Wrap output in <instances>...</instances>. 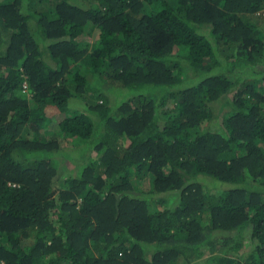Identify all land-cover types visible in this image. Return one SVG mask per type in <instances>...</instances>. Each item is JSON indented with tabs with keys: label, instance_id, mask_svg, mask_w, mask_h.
<instances>
[{
	"label": "trees",
	"instance_id": "16d2710c",
	"mask_svg": "<svg viewBox=\"0 0 264 264\" xmlns=\"http://www.w3.org/2000/svg\"><path fill=\"white\" fill-rule=\"evenodd\" d=\"M0 264H264V0H0Z\"/></svg>",
	"mask_w": 264,
	"mask_h": 264
},
{
	"label": "rangeland",
	"instance_id": "374dc122",
	"mask_svg": "<svg viewBox=\"0 0 264 264\" xmlns=\"http://www.w3.org/2000/svg\"><path fill=\"white\" fill-rule=\"evenodd\" d=\"M133 91H135L133 96L139 95V94H146V95L152 96L153 98H158L161 95V90L159 88H154V87H152V88L151 87H144V88L139 87L137 90L136 89H132V90L123 89V88H121V89H112L111 92H110V94H112L111 95L112 104L113 103L120 104L122 102V100L124 99V97L125 98H130L132 96V92ZM117 104L116 105L113 104V105L115 107H117ZM79 147H77V148H79V150H78V152H76L74 154V156L66 155V153L65 154L62 153V152H64V149H63V151L60 150L59 152L54 153V154H57L56 157H55V163L57 165L59 163V166L60 165L62 166V164H64L63 167L64 168H68V167H70L73 164V160L74 159L79 158L80 161L83 162L84 166H85L86 164H88L90 162V159H91V157L89 155L90 154V152H89L90 147L85 146V145H80ZM76 155H78V156L75 158ZM64 156H65V159H64ZM83 167H81V168H83ZM65 175L67 176L68 173L66 172ZM144 187H145L144 189H149L147 184H145Z\"/></svg>",
	"mask_w": 264,
	"mask_h": 264
}]
</instances>
